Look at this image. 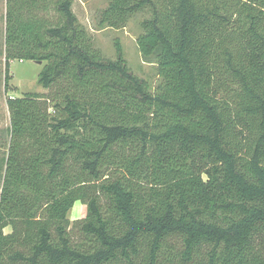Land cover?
Returning <instances> with one entry per match:
<instances>
[{"label":"trees","instance_id":"obj_1","mask_svg":"<svg viewBox=\"0 0 264 264\" xmlns=\"http://www.w3.org/2000/svg\"><path fill=\"white\" fill-rule=\"evenodd\" d=\"M74 4L7 0L5 85L34 61L48 93L8 100L0 264H264V0H107L156 88Z\"/></svg>","mask_w":264,"mask_h":264},{"label":"rangeland","instance_id":"obj_2","mask_svg":"<svg viewBox=\"0 0 264 264\" xmlns=\"http://www.w3.org/2000/svg\"><path fill=\"white\" fill-rule=\"evenodd\" d=\"M5 3L0 0V47L4 44L5 33ZM107 5V0H75L74 12L79 21L91 34L94 45L106 58H115V42L119 41L123 47L125 58L131 71L142 79L149 82L152 88H156L161 82L155 63H147L142 58L138 47L137 38L141 33L140 22L145 17L144 14L132 16L127 26L120 30L106 28L99 30L97 18L100 11ZM45 64L34 61L14 60L10 64L8 77L10 79L7 87L5 85V59L4 54L0 57V71L3 74L0 83V155H5L8 148V129L10 127V112L8 100L23 97L27 93L44 94L48 93L39 85V77ZM5 136V137H3ZM86 207L81 203H76L69 214V219L73 224L75 221L85 218ZM6 233L10 229H6ZM75 241H79L80 235L76 231L72 232Z\"/></svg>","mask_w":264,"mask_h":264},{"label":"crops","instance_id":"obj_3","mask_svg":"<svg viewBox=\"0 0 264 264\" xmlns=\"http://www.w3.org/2000/svg\"><path fill=\"white\" fill-rule=\"evenodd\" d=\"M6 4H7V0H6V3H5V9H6ZM73 10H74V7H73ZM5 16H6V13H5ZM5 40H4V44L2 47H0V57H1V54L3 55L4 53V50H5Z\"/></svg>","mask_w":264,"mask_h":264},{"label":"water","instance_id":"obj_4","mask_svg":"<svg viewBox=\"0 0 264 264\" xmlns=\"http://www.w3.org/2000/svg\"><path fill=\"white\" fill-rule=\"evenodd\" d=\"M40 64V63H39Z\"/></svg>","mask_w":264,"mask_h":264}]
</instances>
